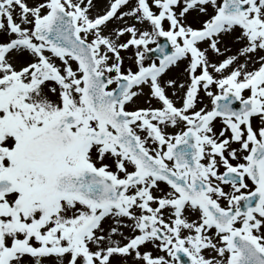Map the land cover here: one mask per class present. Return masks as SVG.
<instances>
[{"label":"snow or ice","instance_id":"1","mask_svg":"<svg viewBox=\"0 0 264 264\" xmlns=\"http://www.w3.org/2000/svg\"><path fill=\"white\" fill-rule=\"evenodd\" d=\"M0 264H264V0H0Z\"/></svg>","mask_w":264,"mask_h":264}]
</instances>
